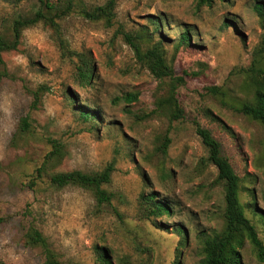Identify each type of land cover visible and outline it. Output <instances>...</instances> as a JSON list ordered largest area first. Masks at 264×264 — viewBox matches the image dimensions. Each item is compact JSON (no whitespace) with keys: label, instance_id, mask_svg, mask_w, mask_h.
Masks as SVG:
<instances>
[{"label":"rangeland","instance_id":"obj_1","mask_svg":"<svg viewBox=\"0 0 264 264\" xmlns=\"http://www.w3.org/2000/svg\"><path fill=\"white\" fill-rule=\"evenodd\" d=\"M60 1L70 8L54 19L56 29L39 21L21 31L17 50L2 53L9 75L0 79V264L43 263L40 247L22 240L31 225L64 264H103L104 256L112 264H197L201 232L220 228L224 209L217 168L206 160L197 124L219 141L240 177L239 201L264 241V124L238 109L248 92L246 69L254 62L264 66V13L255 10L264 0L203 6L195 0H115L109 24L86 14L107 0ZM39 6L38 0H0V33L9 37L12 20L32 16ZM157 16L156 29L150 19ZM186 28L189 42L179 44ZM143 30L149 33L143 47L160 42L175 74L184 77L176 89L182 119L169 122L151 113L154 91L169 79L154 77L123 38V31ZM75 52L88 54L93 64L83 85ZM42 84V104L31 109L28 89ZM132 91H139L137 101H114ZM80 106L98 118L84 120ZM25 115L29 131L19 132ZM165 134L170 143L163 154L156 146ZM48 138L64 151L58 163L47 164L48 172L99 171L113 162L103 185L113 194L109 203H97L82 187L55 188L49 173L36 178L52 149ZM148 192L169 205L168 214L146 216L141 196ZM241 253L244 264H262L249 244Z\"/></svg>","mask_w":264,"mask_h":264},{"label":"trees","instance_id":"obj_2","mask_svg":"<svg viewBox=\"0 0 264 264\" xmlns=\"http://www.w3.org/2000/svg\"><path fill=\"white\" fill-rule=\"evenodd\" d=\"M39 8L32 16L20 17L12 20L10 27V36L0 33V79L8 76L5 71V64L2 53L9 50H17L21 31L41 21L45 24L57 28L55 18L63 17L69 10L70 4H61L60 0H38ZM216 0H195L197 6L211 5ZM115 0H107L103 5L95 6L91 11H86L87 16L92 19H104L109 24L114 16ZM255 10L259 15L264 13V4L255 5ZM150 22L154 28L161 25L160 18L157 16L151 18ZM229 26V22L224 23ZM189 29L186 28L180 33L179 44H188ZM149 33L145 30L136 33L124 32L123 38L130 45L137 60L149 69L150 73L159 80L164 81L159 88L154 91V108L151 113L165 117L169 122L182 119L184 117V109L181 106L177 95V86L183 83V75H176L172 62L166 60L165 50L161 43H154L148 47H143L144 42L148 39ZM60 48L63 53L70 55L63 39H59ZM264 42V37H263ZM78 57L77 80L80 85L88 83L93 73V64L91 57L82 52L73 53ZM186 75V71H184ZM195 74V73H194ZM45 85H38L33 89H28L31 95L29 107L31 109H39L42 102V96L46 91ZM245 88L248 94L239 101L238 109L248 117L264 124V66L253 63L245 71ZM213 93H221L218 86H210L207 88ZM139 91L126 92L121 97H116L114 101L122 100L126 103L137 101ZM81 117L88 121L98 118V113L80 106ZM30 128L29 116L21 117L18 124L19 132H27ZM196 134L200 137L202 143L206 146L208 154L206 160L215 165L217 168L216 182H221L223 187L224 209L222 213V225L220 228L211 229L210 232H201L199 237L201 243V258L197 264H244L241 249L245 244H249L256 259L264 264V241L258 236V232L252 221L245 215L242 204L238 195L240 190V177L234 171L228 158L222 154L221 145L210 133V131L199 124L196 125ZM51 143L52 149L46 154V159L40 167L36 169L37 177L43 173H49V183L55 188H63L67 185H74L89 190L97 203H109L112 199V192L103 187L104 184L110 182L111 174L114 168L113 162H109L102 170L85 172L79 169H70L65 171L48 172L47 164L59 162L63 156V145L56 139H47ZM162 142L156 146L157 151L165 154L170 143L167 134L162 136ZM34 183L31 181L29 187L33 189ZM142 210L146 216H160L169 213V205L160 199H157L152 192L145 195L142 194ZM264 222V213L262 214ZM3 219L0 217V222ZM178 232H182L177 227ZM23 243L28 247H40L43 253L42 264H64L53 249L49 246L44 234L34 226H28L23 232ZM103 264H112L106 256L102 257Z\"/></svg>","mask_w":264,"mask_h":264}]
</instances>
